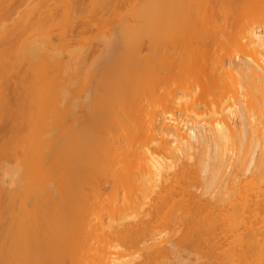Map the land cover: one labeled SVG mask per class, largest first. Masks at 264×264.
<instances>
[{
    "label": "bare ground",
    "instance_id": "obj_1",
    "mask_svg": "<svg viewBox=\"0 0 264 264\" xmlns=\"http://www.w3.org/2000/svg\"><path fill=\"white\" fill-rule=\"evenodd\" d=\"M7 1L0 42L27 37L19 55L34 59L31 11L1 16ZM132 2L117 11L93 109L57 153L35 135L44 91L18 105L31 134L0 158L22 183L3 185L0 264H264L263 0ZM54 10L38 14L39 40L65 34ZM3 111L16 113L5 100Z\"/></svg>",
    "mask_w": 264,
    "mask_h": 264
},
{
    "label": "rangeland",
    "instance_id": "obj_2",
    "mask_svg": "<svg viewBox=\"0 0 264 264\" xmlns=\"http://www.w3.org/2000/svg\"><path fill=\"white\" fill-rule=\"evenodd\" d=\"M130 4H133L132 0H73L68 8L63 9L55 4V0L50 2L48 0L46 2L8 0L6 2L5 12H2L1 16L16 17L27 10L31 11L28 28L31 26L32 28L27 31L37 35V39H34L33 42L41 43L42 50L32 59L27 56L22 57L18 51L22 46L32 41L27 37H16L7 43L0 42V95L2 92L7 95L0 97V101L9 102L12 110L16 112L18 105L26 102L29 89L39 88L44 91L52 104L45 103V106L43 105V114L38 111L34 113V119L38 121L35 135L43 138V143L40 146H51L57 153L58 148L69 138V130L75 128L74 126L81 125L86 114L93 109V94L98 81L102 79L106 70H104L106 62H104V58L102 60V56L104 57L106 49L110 47L109 43L110 45L116 44L115 29L119 26V20L116 19L117 11L124 13ZM251 4L254 6L253 3ZM262 4H264V0ZM52 7H55L54 11L58 21L65 26V34L62 33L60 27H49L48 24L51 31L49 39L39 40V36L45 32L47 25L44 23L41 25L45 26H43L44 29L39 26L40 13L48 11ZM41 18L43 22L44 19ZM220 18L218 16L214 18V22L218 25L222 24ZM109 36H112L111 40ZM105 41L108 43L106 44ZM216 49L213 47L214 51H217ZM145 53H147L146 49ZM0 113H2V116L0 115L1 158L4 153L8 154L9 151H5L7 148L12 149L13 145L9 144L10 140L18 135L20 136L17 139L24 136V138L29 137L31 128L26 124L20 125L19 119L21 118H19L18 112H16L17 114L13 113L12 119L6 117V111ZM20 127L21 129H19ZM1 166L0 162V174L2 175V177L0 176V203L3 199V185L6 188V193L11 189L13 191L17 188L20 190L22 187V183L17 185L19 181L18 183L16 181L15 188L13 187L14 183L12 188L9 183L10 177L3 176ZM51 169L52 155L50 156L48 152L44 155L43 170ZM3 177L6 181L3 180ZM104 191L108 192L109 186L106 185Z\"/></svg>",
    "mask_w": 264,
    "mask_h": 264
}]
</instances>
